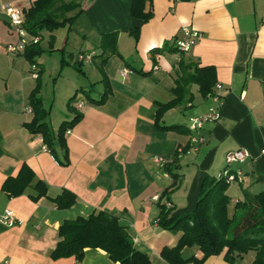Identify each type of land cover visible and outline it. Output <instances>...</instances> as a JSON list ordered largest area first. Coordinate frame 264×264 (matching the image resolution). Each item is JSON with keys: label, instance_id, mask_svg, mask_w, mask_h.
Here are the masks:
<instances>
[{"label": "crops", "instance_id": "0c3cea01", "mask_svg": "<svg viewBox=\"0 0 264 264\" xmlns=\"http://www.w3.org/2000/svg\"><path fill=\"white\" fill-rule=\"evenodd\" d=\"M34 1L0 0V213L12 211L23 222L11 228L0 223V264H118L100 249H86L81 262L72 257H50L63 223L100 211L118 218L134 248L146 254L150 264H167L160 253L176 246L181 232L165 231L155 223L159 215L155 197L170 186L171 179L153 159L170 162L179 147L188 145L190 135L159 130L154 105L173 99L182 57L170 49H175L182 28H191L202 36L184 58L185 63L214 67L224 101L221 120L207 125L201 133L203 144L178 160L177 171L182 177L169 196L172 213L181 215L195 209L205 177L217 178L231 151L247 154L244 164L233 166L245 176L243 183L236 185L241 198L234 196L232 204L242 200V190L252 194L264 190V0H152L153 17L146 24L131 17V0H84L83 12L74 21L85 44L79 50L71 48L77 50L70 56L72 63L64 61L77 64L83 76V81L78 79L71 86L75 88L71 97L77 90L90 88V79L100 97L106 87L109 93L100 106L90 102L100 97L88 94V103L79 101L83 102L80 109L79 103L72 104L82 119L64 135L67 166H59L49 151L42 150L41 137L26 129L32 113L25 109L35 81L28 76L30 65L24 53L11 56L5 51L18 36L4 7L21 8L25 14ZM134 27H140L136 42L128 34ZM112 32L118 33L119 55L107 54L101 64V37ZM87 41L91 43L88 50ZM64 49L61 47V51ZM157 49H163L159 55L151 53ZM79 55H90L91 59L79 62ZM36 63L43 67L42 62ZM85 65L90 66L88 71ZM135 69L149 74L139 75ZM124 70L130 73L122 77ZM191 93L193 101L184 106L191 111L188 119L202 114L211 104L199 95L197 86L191 87ZM197 102H202L201 112L195 110ZM68 115L64 120L74 117V113ZM167 116H163V124L187 127L186 121H168ZM55 154L64 157V150L56 148ZM23 166L30 168L35 180L47 185V198L30 200L32 188L17 198H9L2 190L4 181L16 177ZM245 181L247 187L243 188ZM62 190L76 196L75 204L65 210L57 209L51 201ZM182 256L200 259L203 255L197 248H186ZM245 256L236 258L233 264L254 260L245 263ZM204 264L229 263L222 253L208 257Z\"/></svg>", "mask_w": 264, "mask_h": 264}, {"label": "trees", "instance_id": "16d2710c", "mask_svg": "<svg viewBox=\"0 0 264 264\" xmlns=\"http://www.w3.org/2000/svg\"><path fill=\"white\" fill-rule=\"evenodd\" d=\"M83 1L35 0L24 14L23 29L29 36L38 37L41 40V33L44 30L52 33L56 29L70 26L83 12ZM174 1L190 2L191 0ZM130 15L140 20L142 24H146L153 17L152 0H131ZM139 31L140 27H134L128 31L135 42L138 40ZM117 36V32H112L101 37L99 48L102 50V55L98 56L100 60L103 57L101 64L105 63L107 54L119 55ZM40 42L28 45L24 51V57L30 65L36 64L39 67L36 57L43 53ZM162 50H152L151 53L159 55ZM170 51L177 52L172 48ZM154 63H156L155 60ZM127 66L131 67L129 64ZM73 67L81 73L77 64H73ZM177 69L179 71L172 90L173 99L166 104L155 103L154 105L155 126L161 131L191 135L184 124H163L162 118L166 112L193 101L192 86L198 87V93L203 98L214 93V86L217 83L216 72L211 66L200 67L196 63H185L184 58L180 60ZM135 71L142 76L149 74L138 69ZM40 75L39 67V77L28 98V106L32 109V120L25 124V127L32 135H39L42 138L59 166H67L68 152L64 135L82 119V115L71 108L74 117L71 120H63L58 126L57 133H54L47 124L48 112L38 96L41 91ZM90 92L83 91L85 94ZM108 93L109 88L106 87L98 100L93 99L90 102L100 106L106 101ZM73 98L74 96L71 100ZM56 148L64 150V157L61 159L55 154ZM189 150L188 143L182 148L181 157ZM179 159L176 150L171 161L163 167L171 179V184L158 197L159 215L155 223L165 231L181 232V237L176 246L162 249L161 258L167 264H204L208 257L223 253L224 260L233 264L236 258H241L248 252H254L255 257L250 264H264V190L255 194L242 190V200L232 204L231 198L227 195L231 184L220 176L226 168L225 164L217 178L205 177L195 209L185 214L174 215L169 196L175 191L182 177L177 171ZM231 170L236 169L231 168ZM243 175L245 176L244 172ZM28 188H32L33 191L29 195L32 201L37 202L41 198L48 197L47 185L35 180L33 172L27 166H23L16 177L7 178L2 186V190L9 198L23 195ZM163 199L165 201L161 203ZM51 201L57 209L65 210L75 204L76 196L67 190H62ZM167 204L170 207H167ZM186 248H197L202 253V258L198 259L195 256L183 258L182 252ZM86 249H100L111 261L118 264H150L149 257L134 248L132 238L125 227L120 225L118 218L103 211L94 213L88 218H78L75 221L63 223L50 257L52 260L72 257L76 262H81Z\"/></svg>", "mask_w": 264, "mask_h": 264}, {"label": "rangeland", "instance_id": "374dc122", "mask_svg": "<svg viewBox=\"0 0 264 264\" xmlns=\"http://www.w3.org/2000/svg\"><path fill=\"white\" fill-rule=\"evenodd\" d=\"M75 22V21H74ZM72 23L70 26H66L63 28L56 29L52 33H54V37H52V42H50V36L47 31H43L41 33L42 39L40 40V47L43 50V53L36 57V62L43 64L41 68V91L38 94L40 98H42V104L45 110L48 112L47 117V124L48 126L56 130L58 129L59 124L65 119V116H69L68 114L72 113L71 108L74 106L75 103H79L80 100L87 101L88 97L86 94L80 90H77L75 93L74 98L71 100V93L74 91V87L72 85L76 84L78 79L83 81L82 73H78L76 68L73 67V64L68 65L65 64L62 60L72 63V59L70 56L76 54L77 50H71V48H76L79 50V47L85 44L82 40V37L78 35V27L75 23ZM51 33V34H52ZM85 45L86 50L91 48L90 41ZM56 47L59 48V51H56ZM61 47H64V51H61ZM83 51V50H82ZM30 65V64H29ZM68 65V66H67ZM31 66V65H30ZM72 67V69H71ZM85 70L88 71L90 66L85 65ZM61 74V75H60ZM29 76V75H28ZM30 78V76H29ZM90 78V77H89ZM90 88H86V92H91L88 95L93 96L94 98H99L100 96L97 93L96 84L90 79ZM55 87V88H54ZM74 88V89H73ZM92 88V89H91ZM73 90V91H72ZM69 94V95H68ZM199 102V101H198ZM196 103L195 110L201 112L202 110V102ZM73 104V106H72ZM185 105L179 106L170 113H165L167 115V120H177L172 122H187L188 125L189 115H191V111L189 109L184 108ZM211 104L208 106V108ZM207 108V109H208ZM207 109L202 113L204 114ZM179 110H181L179 112ZM172 113V114H171ZM202 114L198 115L201 116ZM195 116V117H198ZM194 118V117H192ZM62 158V157H61ZM60 158V159H61ZM243 188L247 187V183L242 186ZM227 195L232 199L234 196H238L239 199L241 198V191L236 186V184H231L228 188ZM245 256V263H248V259H253L254 255L253 252H248L244 254Z\"/></svg>", "mask_w": 264, "mask_h": 264}, {"label": "built area", "instance_id": "2783aa9c", "mask_svg": "<svg viewBox=\"0 0 264 264\" xmlns=\"http://www.w3.org/2000/svg\"><path fill=\"white\" fill-rule=\"evenodd\" d=\"M4 13L9 19V23L13 31L18 36V41L15 44H9L6 46V53L11 56H15L21 53H24L26 47L31 44H37L40 41L38 37L29 36L26 31L23 29L24 23V12L21 8L13 7L7 5L4 7ZM201 34L198 31H195L191 28H182L181 36L176 39L174 42L175 49L179 56L182 58H186L193 46L201 39ZM181 58V59H182ZM91 59L90 55H79L78 61L83 62L85 60L89 61ZM130 72L124 70L121 75L125 77ZM30 79L36 81L39 77V67L36 64L30 66L29 71ZM222 91V86L219 83H216L214 86V93L207 96V99L211 101V106L207 109V111L201 116L191 118L187 125L191 135H190V150H195L199 145L203 144L204 137L202 136V131L205 129L207 125L218 123L222 118V107L224 101V95ZM83 106V102H80L77 105V109H80ZM27 113H32L31 107H27L25 109ZM69 133V131H67ZM42 144L43 151H49L48 147L43 143L42 138H40ZM188 151V152H189ZM51 153V152H50ZM178 157L181 158L182 148L177 149ZM264 154V151H263ZM53 156V155H52ZM55 160L54 157H52ZM247 160V154L244 151L237 150L231 151L226 154L225 164L226 168L222 172L221 177H224L229 184H242L244 175L242 170L236 168L235 171H232L234 165H242ZM56 162V160H55ZM153 162L160 168H163L167 163L162 159L155 157ZM57 163V162H56ZM167 176V174L165 175ZM155 200H158V197H155ZM167 207H170L167 204ZM0 223L6 227H15L23 225V222L15 217L12 211H4L0 213Z\"/></svg>", "mask_w": 264, "mask_h": 264}]
</instances>
